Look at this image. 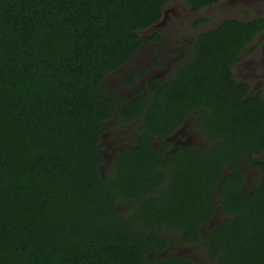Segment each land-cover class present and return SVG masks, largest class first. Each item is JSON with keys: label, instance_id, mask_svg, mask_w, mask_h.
Returning a JSON list of instances; mask_svg holds the SVG:
<instances>
[{"label": "trees", "instance_id": "trees-1", "mask_svg": "<svg viewBox=\"0 0 264 264\" xmlns=\"http://www.w3.org/2000/svg\"><path fill=\"white\" fill-rule=\"evenodd\" d=\"M168 1L0 0V264H264V95L232 71L264 14L201 31L184 62L127 97L101 87L162 39L141 31ZM111 119L134 123V141L103 171ZM188 120L205 145H172Z\"/></svg>", "mask_w": 264, "mask_h": 264}, {"label": "rangeland", "instance_id": "rangeland-1", "mask_svg": "<svg viewBox=\"0 0 264 264\" xmlns=\"http://www.w3.org/2000/svg\"><path fill=\"white\" fill-rule=\"evenodd\" d=\"M263 14L264 0H221L197 12L192 11L184 0H169L163 8L162 18L156 23L157 25L141 31L146 38L151 31L157 30L161 33L162 39L158 42L145 39L137 53L119 70L110 73L101 87L127 97L137 88L143 87L148 78H165L176 65L184 62L188 42L201 31L214 27L224 18L248 20ZM155 57L161 59L164 64L155 65L153 63ZM232 71L235 79L248 84L249 93L259 91L264 95V32L244 48L239 60L233 65ZM127 73H136L139 76L135 85L124 84L123 79ZM134 125L131 123L126 127L115 126L114 120H109V128L101 139V153L104 157V164L101 167L103 171L107 169V163L118 151L133 144ZM169 140L175 147L184 144H206L201 135L192 129L190 120L171 135ZM160 144V140L154 142L155 147ZM261 156L264 158V153ZM245 169L249 176L248 187H251L255 182L254 170L247 165ZM223 218L224 215L217 206L215 217L211 220L209 227H213ZM169 239L178 241L172 246L177 253L191 256L195 261H199L204 255L203 249L198 245H186L174 237ZM169 251L167 249L162 254L165 255ZM207 264L214 263L208 261Z\"/></svg>", "mask_w": 264, "mask_h": 264}]
</instances>
